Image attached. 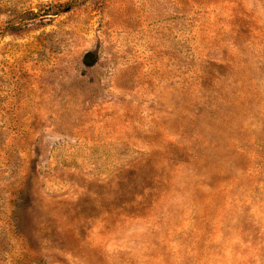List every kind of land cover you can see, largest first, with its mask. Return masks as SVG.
I'll return each mask as SVG.
<instances>
[{"label": "rangeland", "instance_id": "1", "mask_svg": "<svg viewBox=\"0 0 264 264\" xmlns=\"http://www.w3.org/2000/svg\"><path fill=\"white\" fill-rule=\"evenodd\" d=\"M0 264H264V0H0Z\"/></svg>", "mask_w": 264, "mask_h": 264}, {"label": "trees", "instance_id": "2", "mask_svg": "<svg viewBox=\"0 0 264 264\" xmlns=\"http://www.w3.org/2000/svg\"><path fill=\"white\" fill-rule=\"evenodd\" d=\"M84 62H85V65H86V66H90V65H91V63H90V60H89V57H88V56H85V60H84Z\"/></svg>", "mask_w": 264, "mask_h": 264}]
</instances>
